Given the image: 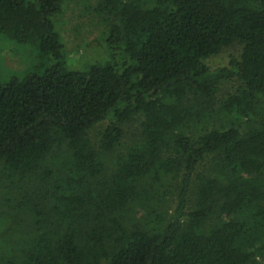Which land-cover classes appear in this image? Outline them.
Here are the masks:
<instances>
[{
  "label": "trees",
  "instance_id": "trees-1",
  "mask_svg": "<svg viewBox=\"0 0 264 264\" xmlns=\"http://www.w3.org/2000/svg\"><path fill=\"white\" fill-rule=\"evenodd\" d=\"M63 1L0 0V35L36 52L0 81V183L27 222L0 264H264V0H99L106 54L82 70L55 31Z\"/></svg>",
  "mask_w": 264,
  "mask_h": 264
},
{
  "label": "rangeland",
  "instance_id": "rangeland-1",
  "mask_svg": "<svg viewBox=\"0 0 264 264\" xmlns=\"http://www.w3.org/2000/svg\"><path fill=\"white\" fill-rule=\"evenodd\" d=\"M99 0H64L60 14L54 19L55 31L62 43L68 64L72 70H82L89 65L104 60L106 48L104 44L107 20L104 13L97 9ZM238 48H229L219 55L206 60L210 69L226 67L230 57H237ZM35 50L30 46L16 44L13 40L0 35V81L7 83L11 79H22L29 65L34 62ZM233 83H225L220 87L218 99L232 91ZM106 124L102 123L88 132V138L97 146L98 139ZM124 136L112 153L104 155L109 163L118 155L127 151L139 142L138 124H127L123 128ZM168 189L158 191L160 202L156 209L166 215L171 212ZM162 199V200H161ZM145 210L135 207L129 214V225L140 223ZM149 213V212H148ZM26 217L15 210L13 196L8 192V184L0 183V261L7 260L9 251L16 250V245L24 240L23 233Z\"/></svg>",
  "mask_w": 264,
  "mask_h": 264
}]
</instances>
